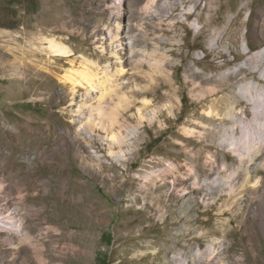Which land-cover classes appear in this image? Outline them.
<instances>
[{
	"label": "rangeland",
	"instance_id": "374dc122",
	"mask_svg": "<svg viewBox=\"0 0 264 264\" xmlns=\"http://www.w3.org/2000/svg\"><path fill=\"white\" fill-rule=\"evenodd\" d=\"M147 1L0 0V264H264V156L219 186L235 111L264 144V0Z\"/></svg>",
	"mask_w": 264,
	"mask_h": 264
},
{
	"label": "bare ground",
	"instance_id": "6f19581e",
	"mask_svg": "<svg viewBox=\"0 0 264 264\" xmlns=\"http://www.w3.org/2000/svg\"><path fill=\"white\" fill-rule=\"evenodd\" d=\"M154 2H155V0H148L146 2V4H145L144 8L145 9H148V8L152 9L154 7ZM200 18H201V15H198V17L193 22V24H195V25L197 24L198 25L197 26L198 28H200V23H199L200 22L199 21ZM208 19L211 21L210 23L213 26V29H215V30H219L220 29V27H218V25H217L218 24L217 21L220 20V16L216 17V18L215 17L213 18L211 15H208ZM111 36H112V38L115 37V35H113V34ZM44 39L47 41V49H48V51L50 53H53V54L59 56V55L65 54L68 51L66 49V47L63 45V43H61L60 41L56 40L54 37L45 36ZM239 39L240 40H238V41L240 43L239 44L240 52L244 53V54L248 53V58L252 60L251 62H249V63H251V65H249V69L251 71H253V70L257 69L258 66H260L261 69L263 68L262 69L263 72H261L259 74V78L264 79V63H263V66L261 64L262 61L264 60V46L262 47V49L256 50L253 53L249 54V51H247L248 47L246 45V40H245V37H244L242 31L239 33ZM49 52H48V54H49ZM114 53H116V51H114ZM246 68H248V67H245L244 69H246ZM244 69L241 70V73L244 72ZM120 71H121V69L117 70V72H120ZM258 82L260 83V81H258ZM250 88L255 91V93H256L255 95H257V92H258L257 90H259V89H261L264 92V86L262 84L256 85V84L252 83V84H250ZM258 101H259V99H258ZM143 102L147 103V101H143ZM259 103H262L263 107H262L258 117L256 118V120L259 121L258 122L259 123V128H261V130L264 132V98L260 99ZM243 112L245 113V111H243ZM139 113H140V111H139ZM233 114H234L233 115L234 117L232 119H234V124L232 126H233L234 132H235V130L237 129L235 127V125L238 124L237 122H238V120L240 118L239 110L235 111ZM256 115L257 114L255 113V116ZM100 117H101V111H99V113H98V119H100ZM109 121L110 122H108V125H106V124L104 125L101 121H99L101 123H99V122L98 123L100 124V127H102L106 132L111 134L109 138L111 140H113V142L119 143V141H120L119 136L113 132L114 126L116 124H118V119L113 116V117L110 118ZM184 132L186 133V138L185 139L190 141V139H189L190 136L187 135V134L192 133V131H190L187 128H184ZM234 132H233L234 136H232V134H231L232 137H230L228 139L227 138H224V139L227 140L226 142H227V145H228V149L231 152L236 153V156L239 159L240 163L237 164L234 167V169L231 170V172H229L230 174L227 175L226 178H222L221 179L219 186H221L223 190L226 187L227 188V190H226L227 193H230L232 196H233V193H234V195H236V193L240 194L238 199H236L237 200V204H238V208H239L241 206H245V204H243V203H244V201H247L246 198H243L241 196V192L243 191V188L248 185V181H249L248 180V169L250 168L249 167V163L252 160H254V159H257V160L260 159L261 160L263 158V156H264V151H263L264 150V144H263V141L260 139V136H258V135H254L252 138H247L244 134H242L239 137H236ZM3 145L4 144L1 143L0 147L3 146ZM184 147H185V150L187 151V153L193 154L192 151H190V149H188V144L185 143ZM205 152H206L205 156L207 158L213 159L212 157H213L214 153L212 151L206 149ZM194 154L196 155L198 153L194 152ZM0 157L8 158L9 154L4 153V152H0ZM225 158H227V155H226ZM225 164H227V160L226 159H224V161L221 164V171L224 170V168H226ZM258 165H259V167L264 168V163L259 161ZM238 170L243 171L244 174H245L244 179L241 180V181L234 180V179H236V178H234V176L236 175V172ZM224 171H227V170H224ZM193 181H194V184L196 185L197 184L196 179H194ZM236 190H238V192ZM166 197L167 196H166L165 192H162V194L159 197L156 196L154 198V200H153V204L156 206L155 208H158V209H155V211L159 212V215H162V216H164L165 213L161 212V210H162L161 203H162V201L165 200ZM165 212H167V211H165ZM173 223H176V222L173 221ZM169 224H171V222ZM166 227H168V224H164L163 228H166ZM169 242H170V239L168 237H166L165 238V247L162 249V252H164V253L168 252V250L170 248ZM209 247H210V253L207 255V258H206V254H205V257H204L206 260L210 258L209 256H211V255H213L215 253V249L212 248L211 245ZM154 258H155V256H154ZM231 264H246V260H245V262L234 261V262H231Z\"/></svg>",
	"mask_w": 264,
	"mask_h": 264
}]
</instances>
